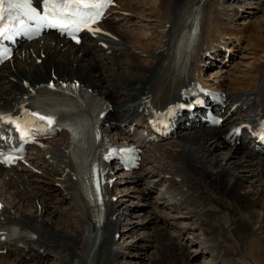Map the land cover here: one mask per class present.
I'll list each match as a JSON object with an SVG mask.
<instances>
[{"label":"bare ground","instance_id":"obj_1","mask_svg":"<svg viewBox=\"0 0 264 264\" xmlns=\"http://www.w3.org/2000/svg\"><path fill=\"white\" fill-rule=\"evenodd\" d=\"M200 1L160 0L158 8L152 10L153 15L142 10L141 14L147 19L158 20L151 28L154 30L155 48L141 52L151 57L149 66L143 64V55L140 61V47L134 46L131 40L127 42V34L132 35L109 18L102 25L103 33L89 36L80 45H73L58 35H47L26 43L12 60L0 68V108H9L40 84L77 82L110 104V110L100 123L104 142H109L114 141V136L118 137L120 132L124 135L123 125L127 127L126 123L132 124L131 118L135 114L141 116L146 110L156 109L168 99L180 96V93L194 87L197 78L204 86H218L202 76L199 65L202 60L211 59L208 50L220 44V35L225 33L218 23L221 16L214 17L211 14L213 0L202 2L203 7ZM131 3L127 2L118 8L121 12L119 19L132 18L135 9H132ZM263 3L264 0H260L259 4ZM116 8H111V11ZM196 13H204L206 20L196 55L192 62H188L182 53L183 47L188 48L183 41L184 35L188 34L190 19ZM256 28L264 33V21L257 24ZM261 39L262 44H258L260 48L257 49L261 60L254 65V79L238 82L242 83L241 88H245L240 93H227L230 109L235 105L237 110L227 123H256L264 117V34ZM177 40L182 45L181 51L175 42ZM134 41L139 43L137 38ZM189 54H192L191 49ZM227 129L228 125L222 128L180 130L173 142H162L154 147L157 150L148 149L144 152L145 167L141 170L118 173L113 166L110 176H117V180L112 186L106 187L102 223L96 221V214L87 207L73 180L66 179L64 182L58 178L61 176L59 169L32 176L30 161L26 170H3L0 167V220L24 235L5 244L7 251L12 249L16 254L14 257L0 254V264H52L50 260L57 254L62 256L61 260L66 264H119L116 257L123 251L117 247L114 237L116 233H121L120 222H124L127 234L131 233L127 235V242L136 250L128 253L132 257L126 264H142L143 261L144 264H190L183 243L180 241L182 247L172 237L166 236V228H177L181 237L184 227L179 226L180 220H184L182 217L189 220L193 216L197 220L189 225V229L200 228L203 231V234L200 230L193 231L191 235L199 248L213 242L214 247L205 250L215 252L213 254L217 259L228 254L226 263L228 257L233 255L236 259L232 260L237 264H247L245 261L249 264H264V155L257 154L253 149L246 150L243 147L246 140L239 144H228L224 138ZM109 130L113 131V136ZM67 140L68 136L62 133L58 140L48 141L50 150L43 154L52 155L42 162L43 166H54L56 162H61L62 148ZM235 147L245 149V152L241 155ZM218 148L223 151H217ZM35 163L33 160L32 164ZM37 169L42 170L41 167ZM129 180L144 185L138 195L134 196L127 184ZM159 180L168 182L167 188L164 191L160 189L162 194L156 201L148 200L153 181ZM120 191L124 193L126 202L120 200ZM167 193L179 196L183 203L189 205V209L182 210L177 204L178 210L170 206L162 196ZM117 194L119 197L115 201L112 197ZM132 195L134 198L142 195L143 199L148 200L149 208L133 212L128 201ZM54 203L57 204L52 209ZM158 207L167 208L175 214H162L165 218L152 217L161 212ZM146 213L153 214L147 216ZM225 213L229 214L227 218ZM224 218L230 222L229 226L224 225ZM145 219L147 222L141 223ZM158 220H163V223L160 224ZM129 222L135 224L130 225ZM151 223H154L151 227L154 235L150 236L153 238L150 246L155 247L157 252L148 257L143 253L147 238H139L138 233ZM27 231L34 232L37 237L28 238ZM244 253L253 259L248 260ZM78 257L80 261H77Z\"/></svg>","mask_w":264,"mask_h":264},{"label":"rangeland","instance_id":"obj_2","mask_svg":"<svg viewBox=\"0 0 264 264\" xmlns=\"http://www.w3.org/2000/svg\"><path fill=\"white\" fill-rule=\"evenodd\" d=\"M135 1L134 0H118V3L121 4L120 6L126 4L127 2H129V3L132 2L131 3L132 6H133L132 9L133 10L135 9L134 10L135 12H133L131 17L134 20L132 18L130 20L129 19H119V18L117 19L118 16H116L115 20H116L117 25L121 29H123V30H125L126 32H129V33H131L133 31L132 32L133 33L132 36L134 35L133 37L137 38V42H139L138 43L139 45L135 43L134 38L132 36H130L129 34H127V42L131 40V42H132V44L134 46H139L140 47L139 51H138V54H139V58H140V61H141V56H142L141 52L142 51H144V50L150 51L153 48H155L153 46V43H154V36L153 35L154 34H151V35L149 34L150 30H151V26H154L155 20H152L153 21V25H151L150 22L148 23V20L146 21V20H143V19L140 18V17H144L143 14H141V12H142L143 9H145V10H147L146 13H149L150 9H152L154 7L157 8L160 0H152V1L151 0H143L144 3L142 2V0H138V1L135 0ZM248 2H252V4L254 6H257V7L256 8L253 7V8H250V9L246 10V12H244L243 16L238 15V16H235V17H234V14L235 15H237V14L235 13L234 10H232V5H238L237 3H235L234 1H231V0H218L217 4H216L217 7L221 10L220 14L222 16H224V20L221 23V25H222L224 31L227 32V36H226L227 41H229V42L235 41L233 44L230 43V47L235 52V57L232 58V60L228 61L227 63H225L223 65H221L219 61L218 62L214 61V65L211 66L210 69H208V75H210V77L212 76V78L213 77L214 78L215 77L216 78L219 77V79H221V82L224 84L225 88L233 87L234 89H237V88L240 89L241 86H242L241 85L242 83L239 84L238 82H241V81L244 82V81H248V80L251 81L252 79H254V76L256 75V71H255L256 68L254 67V65L257 64V63L259 64L260 60H261L259 58L260 52H258V50L260 48L259 45L262 44L263 39H261V38H262V35L264 33H263V31L262 32L261 31H257L256 25L264 21V3L261 4L260 6H258V3H255V2H257V0H248ZM134 4H135V6H134ZM145 4H147L148 6L145 5ZM155 5H157V6H155ZM134 13H135V16H134ZM120 14H121V12L114 11L112 16L113 15H120ZM149 15H150V13H149ZM127 16H130V14H127ZM147 29H150V30H147ZM151 32L153 33L154 30L153 31L151 30ZM232 33H237V34H232ZM251 43H253V44H251ZM235 44H237V45L235 46ZM256 47H258V48H256ZM147 58H149V60H147ZM147 58L146 57L142 58V59H145L143 64L146 65V66H149L151 61H152V59L149 56ZM218 59L221 60L222 59V55L218 56ZM234 82H236V84L238 86L237 88L235 87L236 84ZM170 141L173 142L174 140H170ZM168 142H169V140H167L165 143L168 144ZM169 143H171V142H169ZM219 148H218L217 151L222 152L223 150L219 149ZM234 149L235 150L239 149V153L241 155L243 154V152H245L244 151L245 149H242L240 147L239 148L235 147ZM155 150H157V149H155ZM124 184L125 183L121 184L122 185L121 187H123ZM127 184L133 190L134 196L138 195V193H140V190H142L144 188L143 187L144 185L141 186L142 183L141 182H137L136 180L135 181L134 180H129ZM136 189H138V190H136ZM113 190L115 191V189H113ZM120 190H121V188H120ZM118 194H120L122 196V197H120V200H122V202H123V200H124V195L123 194L124 193H121V191H120ZM159 196H161V194H159L158 192H157V194H155V192H153V194L149 195L148 200H152L154 202V201L157 200V198H159ZM118 197H119V195H118ZM121 198H123V199H121ZM148 200L143 199L142 195L140 197L136 196L135 198L132 195V197H129V199H128L129 205L131 206V209L133 210V212L145 211L146 208L148 207V203H147ZM124 202H126V201L124 200ZM145 202H146V204H145ZM262 203H261V205H262ZM55 204H57V203H54V205H52V209L55 206ZM61 208L65 209L66 207L65 206H61ZM52 209H51V211H52ZM142 209H144V210H142ZM158 209H163V208L158 207ZM160 213L158 212V214L152 215V217L156 216V217H160V218H165L168 215L167 214L166 216H164V215H162L163 213H161V214ZM146 214H147V216H149V215H151L153 213H149V214L146 213ZM141 217H144V214H141ZM182 218H184V223H181V220H183V219H181L180 220V225H182L181 226L182 228L184 227L186 229L189 228L190 224H193L195 222L194 221L195 219L197 220V217H195V218L189 217V220L188 219L186 220V217H182ZM146 220L147 219H145V221H142L141 223L145 224L147 222ZM191 220H192V223H191ZM225 220L226 219L224 218V221ZM162 221L158 220V222L160 224L163 223ZM224 221H223V223H224ZM229 223H230L229 221H227V222L225 221V224L227 226L230 225ZM121 224H123V225L121 226ZM128 224L134 225L135 222H133V223L129 222ZM153 224L154 223L149 224L148 227H146L143 231H140V233H138L139 234V236H138L139 238H141V237L142 238H144V237L147 238L146 247H144V249H143V247L139 246L138 248H142L144 255L146 256V254H147L148 257H151L152 255H155V252H157V249L155 247H151L150 246L151 243H152V239H153L150 236L154 235L153 230L151 228L153 226ZM123 226H124V222H120V227L121 228L119 227V229H120L121 233H119L120 235H119V237L117 239V241H118L117 244H119V247L122 248V250L125 252V253L124 252H122V253L125 254L127 257H125L126 258L125 259V258H122V255H120V256H118L117 260H118V263L120 261L121 264H126L127 261L130 260L131 257H132L131 254H128V253L135 252L136 250L134 249L135 248L134 246L133 247L130 246L131 243L127 242L128 241L127 240V238H128L127 235L130 236L131 233L127 234V231H126L127 228H125ZM122 228H124V229H122ZM184 228H183V231H184ZM166 230H167L166 236L169 235L168 237H172L174 242L176 244L180 245V246L184 245V243H190V242L193 241L192 245L190 247L197 248L198 249L197 253H200V250L202 252H204V253H206V251L207 252L210 251V250L209 251L205 250L204 246L199 248L200 246L196 245L197 243H195L194 239L191 237V235L194 233L193 231L197 232V229L196 230H192L189 233L184 232V235L181 236V237H179L180 236V232H179V230L177 228L175 230V229H172L170 227L169 228L167 227ZM166 230H165V232H166ZM171 230L173 232H175L176 235H172L173 232H171ZM198 230L202 231L201 229H198ZM200 231H198V234L199 233L201 234ZM258 232H260V231L258 230ZM202 234H203V231H202ZM188 238H190L189 241L187 240ZM180 241L183 243L182 245L180 244L181 243ZM143 246H145V245H143ZM184 249H185L184 251H186V254L190 258V264H209L210 262H211V264H215L213 262L215 259L213 257H211L210 254L196 255V254H193L194 252L191 253V251H188L189 249H186V248H184ZM211 252H209V253H211ZM213 253H215V252H213ZM244 254H245V256L247 255V259L248 260L253 259L249 254H247V253H244ZM129 255H130V257H129ZM232 256L233 255H230L228 257V260H229L230 257L233 258ZM50 261H51L52 264H66L62 260L59 261L55 257H52V259ZM77 261H80V257L77 258ZM142 264H144V261L142 262Z\"/></svg>","mask_w":264,"mask_h":264},{"label":"snow or ice","instance_id":"obj_3","mask_svg":"<svg viewBox=\"0 0 264 264\" xmlns=\"http://www.w3.org/2000/svg\"><path fill=\"white\" fill-rule=\"evenodd\" d=\"M5 0H0V19H3V4H4ZM29 2V0H23L24 4H27ZM46 3H48L50 5L49 7V12L51 13V18H49L48 15L45 16H41L39 17L41 22H47L48 25L52 26V27H58V28H66L68 25H66L65 23H63L62 18H57V13H60V16H63V13L60 12L61 8H67L69 7V3L68 0H45ZM72 2H74L77 5L82 4L83 7H98V5L93 4V5H89L87 3H84V0H72ZM9 6L10 7H19L20 3L16 2V0H9ZM75 14V13H73ZM35 18V17H34ZM93 22H95V18H92ZM5 32L7 31V29L4 30ZM3 33L0 32V35H2ZM41 119H43L41 117ZM49 123H51V121H49Z\"/></svg>","mask_w":264,"mask_h":264}]
</instances>
